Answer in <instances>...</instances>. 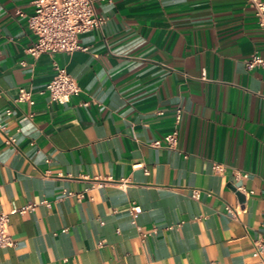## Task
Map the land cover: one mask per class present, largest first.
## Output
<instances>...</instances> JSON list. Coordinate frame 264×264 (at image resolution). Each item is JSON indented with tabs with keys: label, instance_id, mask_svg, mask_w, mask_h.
I'll return each mask as SVG.
<instances>
[{
	"label": "crops",
	"instance_id": "obj_1",
	"mask_svg": "<svg viewBox=\"0 0 264 264\" xmlns=\"http://www.w3.org/2000/svg\"><path fill=\"white\" fill-rule=\"evenodd\" d=\"M94 7L106 21L79 34L86 49L32 56L33 3L0 0V211L33 204L10 215L0 264H259L264 66L245 59L264 56V32L253 8L247 0ZM56 66L81 89L65 102L46 89ZM20 87L32 103L15 100ZM178 107L176 146L153 145Z\"/></svg>",
	"mask_w": 264,
	"mask_h": 264
},
{
	"label": "built area",
	"instance_id": "obj_2",
	"mask_svg": "<svg viewBox=\"0 0 264 264\" xmlns=\"http://www.w3.org/2000/svg\"><path fill=\"white\" fill-rule=\"evenodd\" d=\"M254 10L256 21L264 32V0H247ZM34 9L26 18L27 25L35 36V39L26 47V51L32 56H37L41 52H72L76 49H86V46L79 42V34L94 28L101 27L106 16L96 12L94 0H31ZM20 15L24 12L19 11ZM247 67L256 65L264 66V56L252 53L245 59ZM53 77L47 82L46 89L49 92L51 100L65 102L73 94H78L80 86L77 80L63 66H56ZM205 72L202 71V76ZM15 100H27L32 103L30 92L20 87ZM6 113L11 109L7 107ZM181 117V108L175 109L174 127L164 134L161 138L152 141L156 146L174 147L177 144L179 133V121ZM4 129L3 125H0ZM6 142L15 141V136L8 135ZM212 168L215 171L223 169V164L214 162ZM245 191L244 188H240ZM193 196L198 195V190L193 189ZM33 207L32 203L24 204L20 207H12L8 212L0 211V247L12 244L9 234L10 215L15 212H24ZM141 211L139 204L133 203L130 206L131 216L134 218ZM252 254L255 256L264 252V239H255ZM259 264H264L260 259Z\"/></svg>",
	"mask_w": 264,
	"mask_h": 264
},
{
	"label": "water",
	"instance_id": "obj_3",
	"mask_svg": "<svg viewBox=\"0 0 264 264\" xmlns=\"http://www.w3.org/2000/svg\"><path fill=\"white\" fill-rule=\"evenodd\" d=\"M237 194L239 195V196H243V194L241 193V192H239V191H237Z\"/></svg>",
	"mask_w": 264,
	"mask_h": 264
}]
</instances>
